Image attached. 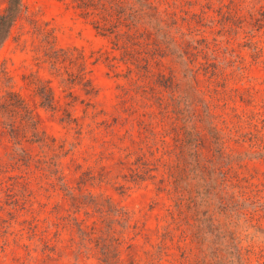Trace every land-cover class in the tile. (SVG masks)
<instances>
[{
	"label": "rangeland",
	"instance_id": "374dc122",
	"mask_svg": "<svg viewBox=\"0 0 264 264\" xmlns=\"http://www.w3.org/2000/svg\"><path fill=\"white\" fill-rule=\"evenodd\" d=\"M16 12L0 46V166L25 186L0 179V264H198L204 245L264 264V0ZM12 126L21 144L1 134Z\"/></svg>",
	"mask_w": 264,
	"mask_h": 264
},
{
	"label": "trees",
	"instance_id": "16d2710c",
	"mask_svg": "<svg viewBox=\"0 0 264 264\" xmlns=\"http://www.w3.org/2000/svg\"><path fill=\"white\" fill-rule=\"evenodd\" d=\"M10 7L8 8V14H2L0 12V46L2 42L4 41L5 37L8 35L10 28L13 25L14 22V17L16 15L17 11V6L19 5V0H9ZM14 16V17H13ZM117 40L115 44L119 46L121 38H124V42L122 45L127 47L128 42L133 38V33L130 31L126 30V32L123 33H117L116 34ZM8 128V127H7ZM3 128L1 130V134L3 136H8V138H11V140L14 141V144H21V135L20 133L15 129V127H10L9 129ZM18 149L21 150V152H16L14 154V157L12 158L13 161L11 162V165L13 167L18 166L20 168H25L31 164V160L34 159L32 157H27L26 156V150L23 149V147H18ZM27 157V158H26ZM35 161L42 162L43 160H40V158L36 159ZM120 164H125L124 161H121ZM7 166H0V174H4L2 177H0L1 184L5 185V182L7 181V187L12 188L16 186L24 187L25 184L22 182L23 175H12V174H7ZM199 175L197 174V177ZM195 238L197 239H202V245H204L206 241V237L201 233V230L199 229V232L197 231ZM211 243V242H209ZM204 253L205 256L202 260L198 262V264H245V261L240 253V251H237V255L234 257H228L226 259H230L228 262H221L218 254L215 250V247H212L211 245H204Z\"/></svg>",
	"mask_w": 264,
	"mask_h": 264
}]
</instances>
